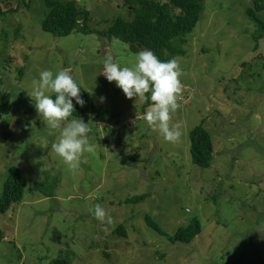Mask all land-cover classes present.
<instances>
[{"label": "rangeland", "instance_id": "374dc122", "mask_svg": "<svg viewBox=\"0 0 264 264\" xmlns=\"http://www.w3.org/2000/svg\"><path fill=\"white\" fill-rule=\"evenodd\" d=\"M74 1L95 33L56 37L43 29L44 0H0V105H9L0 114V198L12 167L25 182L22 201L0 213V264H264V39L254 40L248 15L255 0H202L196 27L176 45L183 89L170 120L181 126L175 143L142 118L132 123L150 95L136 108L99 75L106 55L134 67L147 49L99 34L129 18L124 0ZM257 16L264 21V11ZM66 68L87 90L89 109L114 115L106 125L93 123L91 112L78 118L89 123L95 150L75 169L50 150L59 133L50 134L27 95L41 71ZM200 126L214 146L207 167L190 152V132ZM97 204L110 224L94 218ZM194 219L201 233L191 243L171 241Z\"/></svg>", "mask_w": 264, "mask_h": 264}, {"label": "trees", "instance_id": "16d2710c", "mask_svg": "<svg viewBox=\"0 0 264 264\" xmlns=\"http://www.w3.org/2000/svg\"><path fill=\"white\" fill-rule=\"evenodd\" d=\"M48 9L43 29L56 37H68L73 33H95L88 29L90 19L87 10H80L74 0H44ZM169 6L180 11L174 17L171 15ZM129 12V18L119 16L116 21L105 31L99 32L101 36L111 41L119 39L129 44H139L152 50L161 61L174 58L176 45L186 43V36L196 27L202 11V0H170L169 4L157 0H124L123 6ZM264 11V0H255V10L249 9L248 15L256 26L254 40L259 42L264 39V21L257 13ZM82 20V25L80 21ZM259 45L256 46V49ZM79 86V85H78ZM81 89V97L86 102L83 107L73 100L75 111L71 118H81L91 112L94 115L92 121L95 124L106 125L113 120L114 115L109 110L97 111L89 109L88 94ZM148 96L150 93L147 94ZM9 105H0V114L8 115ZM190 152L195 165L207 167L213 160L214 146L211 135L203 126L195 127L190 132ZM59 179L55 180L51 193H46V185H39L49 196L59 187ZM25 194V182L16 167H12L4 183L3 195L0 198V213L5 214L12 204L22 201ZM145 196L133 198L135 201L144 199ZM132 199V200H133ZM147 225L161 233L158 225L149 217H146ZM116 233L126 236L124 231ZM201 233V223L194 219L188 226L178 229L171 241L185 244L191 243ZM4 233L0 230V242ZM52 264H68L66 260H55Z\"/></svg>", "mask_w": 264, "mask_h": 264}, {"label": "clouds", "instance_id": "9594fccd", "mask_svg": "<svg viewBox=\"0 0 264 264\" xmlns=\"http://www.w3.org/2000/svg\"><path fill=\"white\" fill-rule=\"evenodd\" d=\"M99 75H103L110 83L115 82L127 99L135 98L136 108L149 99L147 94L150 93V106L142 117L137 111L132 123L135 125L137 119L142 118L152 131L158 130L168 142L179 140L181 126H170L171 115L181 106L178 98L183 89L180 79L183 70L176 58L161 61L152 50L142 49L136 54L134 67H121L111 55H106ZM27 95L33 101L38 116L51 130L50 134L55 131L59 133L58 142H52L50 150L61 157L70 169H75L83 154L94 152L95 146L89 142V123L78 118L69 120L75 111L73 100L81 107L86 103L70 69L66 68L55 75L50 70L41 71ZM94 218L101 223L112 222L100 204L95 206Z\"/></svg>", "mask_w": 264, "mask_h": 264}]
</instances>
